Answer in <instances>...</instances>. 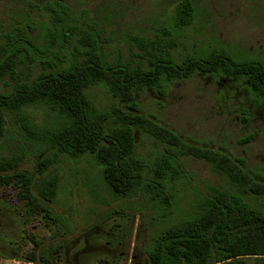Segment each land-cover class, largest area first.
<instances>
[{
	"label": "rangeland",
	"instance_id": "374dc122",
	"mask_svg": "<svg viewBox=\"0 0 264 264\" xmlns=\"http://www.w3.org/2000/svg\"><path fill=\"white\" fill-rule=\"evenodd\" d=\"M183 0H0V42L14 29L31 25L44 50L33 63L32 78L48 63L65 65L75 47L85 48L79 34L64 45L63 31L75 24L86 34L94 31L103 51L113 59L142 61L140 43L166 40L178 60L215 48H225L238 57L264 61V0H191L196 13L193 23L176 26V10ZM48 3L63 9L62 23L52 19ZM56 7V5H54ZM67 34L70 35L68 31ZM46 35L48 36L46 38ZM60 58L62 60H60ZM48 58H46L47 60ZM10 87H3L9 90ZM102 109L116 104L104 86L89 92ZM143 112L155 117L188 142L221 151L235 160L243 159L246 170L264 175V102L257 99L239 79L198 74L189 80L172 81L165 95L146 91L137 95ZM33 120L50 127L53 113L39 110ZM36 135L10 125L0 140V154H18L23 161L17 170L35 172L47 156ZM139 150L154 160L159 148L147 138L138 141ZM190 182L181 185L179 198L172 203L177 214L187 215L212 189L229 188L227 179L211 166L194 158L183 159ZM60 173V190L54 210L70 227H62L44 215L31 216L18 191L0 184V264L30 262L46 249L53 264H149L146 254L152 239L161 230V215L147 197L124 198L103 183L98 167L87 158H61L51 169ZM37 261L39 259L37 258ZM239 263L264 264L247 258Z\"/></svg>",
	"mask_w": 264,
	"mask_h": 264
},
{
	"label": "trees",
	"instance_id": "16d2710c",
	"mask_svg": "<svg viewBox=\"0 0 264 264\" xmlns=\"http://www.w3.org/2000/svg\"><path fill=\"white\" fill-rule=\"evenodd\" d=\"M54 5L49 13L56 23H62L63 9L58 3ZM195 13L192 1L183 0L176 10V26H190ZM67 29L70 35L65 27L60 52L75 34L80 35L85 48L75 47L61 66L48 56L43 58L41 62H47L50 69L35 78L32 65L44 50L31 34L34 28L18 27L0 42V140L12 124L40 132L35 139L44 144L42 154L48 152L35 172L17 170L22 156L0 154V184L18 191L29 215H44L71 230L67 220L54 210L61 175L51 168L63 157L87 158L98 167L112 193L124 198L147 197L161 212L154 218L161 230L146 251L149 264H226L247 258L264 261V175L246 170L243 159L188 142L145 114L137 102L138 94L157 91L165 95L172 81L189 80L198 74L242 80L264 102V61L238 57L225 48L178 60L171 52L173 45L160 38L140 43L145 55L142 61L113 59L103 51L94 31L80 33L75 24ZM96 86H104L116 104L108 109L98 107L89 94ZM3 87L10 89L4 91ZM39 110L53 113L50 127L33 121ZM143 137L159 148L154 160L139 150L138 141ZM185 158L208 163L230 186L212 189L187 215L172 208L179 198V187L190 182ZM54 251L57 249L46 248L30 262L53 264L49 253Z\"/></svg>",
	"mask_w": 264,
	"mask_h": 264
}]
</instances>
